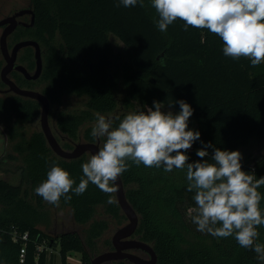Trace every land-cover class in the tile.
<instances>
[{"label": "trees", "instance_id": "trees-1", "mask_svg": "<svg viewBox=\"0 0 264 264\" xmlns=\"http://www.w3.org/2000/svg\"><path fill=\"white\" fill-rule=\"evenodd\" d=\"M30 1L34 25L20 27L13 38L39 42L44 49L43 71L38 81L18 72L12 76L23 87L44 83L51 103L62 102L65 95L87 96L86 108L61 111L58 116V127L71 138L77 139L80 127L94 121L96 113L114 114L116 127L117 117L153 107V101L173 103L180 110L174 103L179 100L192 107L201 134L186 152L189 163L212 162V147L206 149L207 157L196 155L209 142L221 150L240 151L251 137L264 138V63L252 67L246 58L225 56L223 41L209 30L189 26L185 31L184 22L177 19L161 32L151 0H143V7L138 3L127 8L117 7L119 0ZM112 35L124 43L122 48L114 45ZM20 61L30 70L35 68L32 47L23 49ZM2 64L0 57V71ZM0 85H4L1 78ZM39 112L33 99L15 94L0 98V136L4 137L0 170L20 174L18 183L0 177V264H53L48 260L49 247L59 248L61 264H74L67 261L71 251L82 254V264H91L102 245L113 249L112 238H104L111 226L109 217L121 225L126 216L115 193L106 194L89 182L82 195L70 192L71 200L61 197L59 203L71 207L75 221L86 225L84 232L66 231L48 239L40 225L49 227L51 212L34 189L47 179L53 162L70 173L75 187L89 156L63 158L53 152L40 129L28 134ZM91 129L86 128L84 137L95 141ZM129 164L121 177L127 198L140 216L134 237L153 245L156 264H260L254 251L241 248L234 237H213L191 224L187 212L196 204L195 193L187 191L186 168L165 172ZM241 164L257 179L264 177V156L254 163L243 158ZM258 191L264 211V186ZM109 195L115 203H108ZM257 230V242L264 244V226Z\"/></svg>", "mask_w": 264, "mask_h": 264}, {"label": "clouds", "instance_id": "clouds-1", "mask_svg": "<svg viewBox=\"0 0 264 264\" xmlns=\"http://www.w3.org/2000/svg\"><path fill=\"white\" fill-rule=\"evenodd\" d=\"M143 7V0H119L117 7ZM158 13L157 28L166 32L168 26L180 19L184 30L189 26L207 29L223 41V54L234 60H250L251 66L264 63V0H151ZM180 111H165L161 102L153 107L129 112L113 127V120L95 114L91 129L93 138H103V144L87 162L82 163L83 176L78 185L70 173L53 162L47 179L34 191L46 202L59 206L60 198L71 200L70 192L82 195L89 182L106 194L118 191L116 181L131 166L143 164L149 168H163L165 172L186 168L187 191L194 192L196 207L189 208L197 231L213 237H234L244 249L254 251L256 259L264 264V244L258 243V226H264V211L260 208L264 177L242 170V154L215 148L210 142L196 155H209L211 161L189 163L186 152L197 140L199 131L189 130L192 107L184 100L175 101ZM173 103H169L171 108ZM4 139L0 136V142ZM109 195L108 203H115Z\"/></svg>", "mask_w": 264, "mask_h": 264}, {"label": "water", "instance_id": "water-1", "mask_svg": "<svg viewBox=\"0 0 264 264\" xmlns=\"http://www.w3.org/2000/svg\"><path fill=\"white\" fill-rule=\"evenodd\" d=\"M24 12L28 11L22 10L9 18H3L0 20V26L9 22V26H7L0 35V49L6 60V64L1 69V78L9 86L7 89L8 91H13L16 94L37 99L42 103L41 126L50 146L59 156L66 159H74L80 157L87 151L91 154H95L100 147L99 143L80 142L72 151L63 149L53 134L49 124L50 102L48 97L38 90L22 88L10 78L9 73L15 68L23 72L25 76L30 79L38 78L43 69L42 51L38 41L34 39L20 40L14 45L11 51L9 50L7 38L17 25L15 21L16 15H20ZM34 20L35 14L32 17V23H34ZM27 46H32L35 49L36 69L33 74H31L24 65L16 62L18 51ZM116 186L118 188V191L115 192L116 200L127 217L128 222L120 226L113 234V249L96 255L92 259L91 264H102L104 262L118 260H125L135 264H156L158 261V255L153 245L134 237L140 222V216L127 198L126 189L121 176L117 178ZM136 249L146 252L148 257L140 256L132 251Z\"/></svg>", "mask_w": 264, "mask_h": 264}, {"label": "rangeland", "instance_id": "rangeland-1", "mask_svg": "<svg viewBox=\"0 0 264 264\" xmlns=\"http://www.w3.org/2000/svg\"><path fill=\"white\" fill-rule=\"evenodd\" d=\"M14 4H16L17 7H25V6L30 4V1L29 0H0V18H2L6 13H8L10 8ZM1 32H2V29H0V35H1ZM111 39H112V41L116 47L122 48L124 46V43L117 36L112 35ZM9 42L12 43L11 40H9ZM62 104H63L62 106H65V108L75 109V108L82 107L84 104V100H83V98H76L74 96L65 97ZM163 105H165V104H163ZM60 109H61L60 105H51V111H50L51 123H52L53 115L55 113H58V111ZM164 110L165 111L170 110L173 113H177L180 111L179 109H176L173 107L169 108L168 105H165ZM104 116L106 118H110L109 115H104ZM189 123L191 124V127L189 130H195L196 131L197 121L192 116L189 119ZM0 124H1V121H0ZM37 128H40V119L39 118L34 124H32L28 127V134ZM239 152L242 154V157L245 158L247 161H249L250 163H254L257 159L264 156V138L251 137L249 139L248 143L240 148ZM0 177L8 178L12 183H18V181L20 180V174L18 172L15 173L13 171L5 173L2 170H0ZM115 198H116V196H115ZM47 207L51 212V217H52L51 224L49 225L48 228L44 225H40V227L45 230V232L48 235V239H50L52 237L57 238L59 234L66 232V231H78L81 233L84 232L86 225L79 224L75 221V219L73 217V212H72V209L70 206H62V205L55 206V205L47 202ZM102 216L103 215H101L100 217H102ZM98 217H99V215H98ZM187 218L191 222V224L197 229V226L192 222L191 215L189 214V212H187ZM109 219L111 222V226L107 230L104 238H106V237L112 238V236L116 232V230L120 226H122L123 224H126L128 222L127 217L121 225L116 224V222L114 220H112V218L109 217ZM55 245H58V244H55ZM58 249L57 248L54 249L52 247H49L48 260L50 258L51 262L53 264H61L62 263V259H61V256H60ZM108 249H109V247L107 248V247L102 245L100 252L97 253L96 255H98L104 251H107ZM139 254H141V256H143V257H147V255L145 253H143V254L139 253ZM67 261L74 263V264H82V254L80 252H77V251L68 252L67 253Z\"/></svg>", "mask_w": 264, "mask_h": 264}, {"label": "flooded vegetation", "instance_id": "flooded-vegetation-1", "mask_svg": "<svg viewBox=\"0 0 264 264\" xmlns=\"http://www.w3.org/2000/svg\"><path fill=\"white\" fill-rule=\"evenodd\" d=\"M29 1H30V0H29ZM22 10H27L28 12H24V13H22V14H20V15H16V20H15V21H16L17 25H16L15 29L9 34V36H8V38H7V41H8V47H9V50H10V51L12 50V48L14 47V45H15L17 42H19L20 40H24V39L15 40V39L13 38L14 33H15L20 27L28 28V27H31V26L34 25V23H32V17H33V15L35 14V12H34V8H33V6H32L31 1H30V4L27 5V6H25V7H17V5L14 4V5L10 8V10L8 11V13H6L2 18H0V20L3 19V18H9L10 16L15 15L17 12H20V11H22ZM34 22H35V20H34ZM7 26H9V22H8V23H5V24H3V25H1V26H0V29H2V31H3ZM1 33H2V32H1ZM25 39H32V38H25ZM9 40H11L13 44H12L11 42H9ZM11 44H12V45H11ZM27 47H32V46H27ZM40 47H41V45H40ZM24 48H26V47H24ZM24 48H21V49L18 51V56H17V60H16V62H17L18 64H22V65H24V66L27 68V70H28L31 74H33V73L35 72L36 65H35V68H34L33 70H30V69H28V67H27L25 64H23V63L20 61V56H21L22 51H23ZM32 48H33V51H34V57H35V49H34V47H32ZM41 51H42V54H43L44 49H43L42 47H41ZM0 57L3 59V64H2V67H3V66L6 64V60H5V58H4V56H3L2 52H1V49H0ZM42 58H43V55H42ZM35 63H36V58H35ZM2 67H1V69H2ZM42 71H43V69H42ZM13 72H18V73H20L23 77L27 78L28 80H33V81H38V79H39V78L41 77V75H42V73H41V75H40L38 78H36V79H30V78L26 77L25 74H24L23 72H21V71H19V70H17V69L15 68V69H13V70L9 73L10 78L13 79L14 81H15V79H14L13 76H12V73H13ZM0 78H1V71H0ZM1 81L4 83V85H0V98H1V97H6V98H8V97L11 96L12 94L19 95V94H16L15 92H13V91H8L7 89H8L9 86H8V85L2 80V78H1ZM15 82H16V81H15ZM16 84H18V83L16 82ZM18 85H19V84H18ZM19 86H20V85H19ZM43 86H44V83L40 82V83H35L33 87H23V86H20V87H22V88H26V89H34V90H38V91H40V92H42V93L45 94V92L43 91ZM45 95H46V94H45ZM19 96H22V95H19ZM46 96H47V95H46ZM71 96H74V97H76V98H83V100H84V104H83V106L80 107V108H75V109H68V108H65V106H62V105H63L62 103H63L64 98H65V97H71ZM22 97H25V96H22ZM47 97H48V96H47ZM25 98H30V97H25ZM30 99H33V100H35V101H37V102L39 103L40 112H39V115H38L36 121L38 120V118L40 119V128H37V129H40V130L43 132V129H42V126H41V113H42L41 110H42V103H41L39 100H37V99H34V98H30ZM48 99H49V98H48ZM49 102H50L49 124H50V127H51V129H52L53 134L55 135L56 139L58 140V142L60 143V145L62 146L63 149L68 150V151H72V150H74V148L76 147V145H77L78 143H80V142L99 143V144H100V147H101V145H102V138L96 139L95 141H91V140H88V139H86V138L84 137V131L86 130L87 127H89V126H93L94 123H95V120H94V121H91V122L88 123V124H84V125H82V126L80 127V129H79V136H78L77 139H73V138H71L70 136H68L66 133L62 132V131L60 130V128L58 127V124H57V119H58V116H59V114H60L61 111H74V110H79V109L86 108L87 96H85V95H83V96H77V95H73V94H72V95H65V96L63 97V99H62V102H60V103H51L50 99H49ZM51 105H60V106H61V109L58 111V113H55V114L53 115L52 123H51V121H50ZM113 116H114V114H113V115H110L109 117L112 118ZM36 121H34L32 124H34ZM32 124H30V125H32ZM30 125H29V126H30ZM32 132H33V131H32ZM43 133H44V132H43ZM44 135H45V133H44ZM45 137H46V136H45ZM46 140H47V138H46ZM47 143H48V145L50 146L48 140H47ZM67 143H69V144L71 145V147H67V146H66ZM50 147H51V146H50ZM51 149H52V147H51ZM52 150H53V149H52ZM53 152H54L55 154H57L54 150H53ZM57 155H58V154H57ZM83 155H88V156H90L91 153H90L89 151H87V152H85ZM83 155H81V156H83ZM81 156H80V157H81ZM132 251L135 252V253H137V254H139V253H142V254L145 253V254L147 255V257H148V254H147L146 252L140 250V249H136V250H132ZM139 255L141 256V254H139ZM147 257H146V258H147ZM111 262H112V261H111Z\"/></svg>", "mask_w": 264, "mask_h": 264}, {"label": "built area", "instance_id": "built-area-1", "mask_svg": "<svg viewBox=\"0 0 264 264\" xmlns=\"http://www.w3.org/2000/svg\"><path fill=\"white\" fill-rule=\"evenodd\" d=\"M27 237H28V234H27V232H26V233L23 235V238H24V239H27ZM24 254H25V247L22 248V253H21L22 257L24 256Z\"/></svg>", "mask_w": 264, "mask_h": 264}]
</instances>
